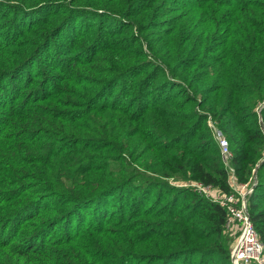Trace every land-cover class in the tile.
Instances as JSON below:
<instances>
[{
  "label": "trees",
  "instance_id": "obj_1",
  "mask_svg": "<svg viewBox=\"0 0 264 264\" xmlns=\"http://www.w3.org/2000/svg\"><path fill=\"white\" fill-rule=\"evenodd\" d=\"M1 17L28 42L0 54V264H232L225 206L194 191L174 206L180 191L163 178L111 176L110 161L130 147L121 137L137 138L110 129L139 128L157 106L183 113L208 91L223 103L225 89L255 94L264 0H0ZM230 115L232 161L253 163L260 128L234 131L243 120ZM192 172L231 190L221 165ZM263 190L264 174L247 209L264 247Z\"/></svg>",
  "mask_w": 264,
  "mask_h": 264
},
{
  "label": "rangeland",
  "instance_id": "obj_2",
  "mask_svg": "<svg viewBox=\"0 0 264 264\" xmlns=\"http://www.w3.org/2000/svg\"><path fill=\"white\" fill-rule=\"evenodd\" d=\"M3 12L6 11L4 10ZM11 23L8 17L0 18V54L3 57H8V55L12 54L14 56L28 42V37L18 34L22 30H18L19 32L11 30ZM101 30H98L99 33ZM107 30L105 29V31ZM83 36L85 37L84 34ZM101 38L102 41L106 40L105 35H102ZM40 56L38 55L32 59L33 62L28 63V66L25 67V73L36 65ZM82 57L84 56L81 55ZM83 60L87 59L84 58ZM91 63L95 67L100 62ZM81 67L83 69L87 68L86 65H81ZM39 77L40 75H38L37 79ZM54 80L51 79L48 82L52 83ZM197 83L203 84L202 82ZM183 85L192 95V87L187 86L185 83ZM212 85L214 84L211 83L210 86L212 87ZM253 86L255 94L249 96L248 92L240 89H234L232 92H227L225 89V96L228 97L229 95L231 98L229 103H223L220 95L214 96V91H208L209 96L197 94L194 105L192 104L183 113L179 109L166 111L163 106H157L158 108L155 110L146 113L151 118H148L139 128L134 127L132 123L123 126L122 122L116 121L118 126L110 129L111 133H114V135L123 134L127 129L131 128L137 140L132 141V139H129L130 137H121L123 144H130V147L125 146L124 151L120 155L121 157L110 161L111 176L119 179L120 182L129 178L138 180L142 177V173L163 178L173 187H177L178 192L180 191L177 201L173 204L174 206L188 204L190 201L187 196L190 191H194L209 200L224 201V199H227L235 208L240 207L241 201L244 200L247 207L249 195L255 190L258 180L264 174V165H262L264 161V78L258 77ZM257 92L260 95L256 94ZM162 97L164 96H160V98ZM249 98L254 101L249 103ZM204 100L207 102L203 104ZM221 104L223 105L221 106ZM243 104H247L249 108L248 113L244 116L239 112V106ZM230 111V118L234 117L239 121L243 120L236 124L233 119L234 131L238 130L244 133L252 125L260 128L261 136L255 138V142L252 141L254 144L250 145L252 148L257 149V153H250L253 163L240 160L237 161V166H235L232 161L235 152L238 153L240 151H238L239 149L237 150L235 143L225 133L226 124L224 122ZM250 115L251 117H249ZM150 133L152 135L147 141L146 138ZM221 139L226 140L228 143V153L226 154H223L219 147ZM241 154L243 155V153ZM150 163L155 169L157 166L162 167L161 169L164 170L165 175L160 176L159 173H151L147 170L146 168ZM196 163L205 169H207V166L221 165L226 170L228 183L231 187L229 193H224L217 186L196 180L192 172ZM182 165L186 166L188 177L182 176L179 169ZM231 176L234 178V183L231 181ZM229 195L233 196V199L226 198ZM263 204V201L259 202L260 206ZM228 216L230 217L231 214L227 211ZM240 232L241 224L238 219H232L229 225L226 223L225 234L231 238L229 241L231 248Z\"/></svg>",
  "mask_w": 264,
  "mask_h": 264
},
{
  "label": "built area",
  "instance_id": "obj_3",
  "mask_svg": "<svg viewBox=\"0 0 264 264\" xmlns=\"http://www.w3.org/2000/svg\"><path fill=\"white\" fill-rule=\"evenodd\" d=\"M219 147L223 154L228 153V143L226 140L221 139ZM231 181L234 183V178L231 176ZM229 182V181H228ZM233 199V196L226 197ZM221 205L226 206L231 216L227 217V225L230 224L232 219H238L241 224V232L237 237L234 245L230 250V258L232 264H251L254 261L256 264H264V247L263 244L252 224L249 211L245 205V201H241V206L235 208L226 199L218 201Z\"/></svg>",
  "mask_w": 264,
  "mask_h": 264
}]
</instances>
